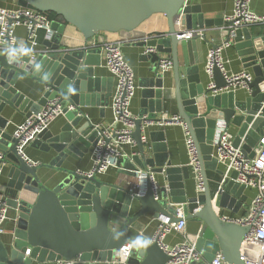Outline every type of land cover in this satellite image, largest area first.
<instances>
[{"label": "water", "instance_id": "1", "mask_svg": "<svg viewBox=\"0 0 264 264\" xmlns=\"http://www.w3.org/2000/svg\"><path fill=\"white\" fill-rule=\"evenodd\" d=\"M16 4L53 12L61 21L50 22L53 35L45 49H28L17 57L0 54V154L2 163L11 164L7 187L13 190L12 194L1 193L0 198L10 208L18 209L11 244H5L0 236V264H32L62 258H78L73 264H111L115 252L128 242H133V247L125 264H167L170 257L155 239L149 240L146 247L138 240L141 235L136 224L146 213L155 218L164 215L173 222L182 216L187 221L192 229L188 233L195 236V247L203 257L191 264H206L216 252L230 264H243L239 259V245L247 228L219 219L205 170L222 175L212 145L220 123L235 128L234 145L243 141L245 153L264 134L263 27L255 31L256 24L237 28L232 37L229 31L220 30L222 43L232 45L242 66L253 73L246 85L247 95L238 98L234 90L221 91L226 81L217 65L212 67V87L209 82L204 85L205 79L196 66L189 67L192 62L187 52L191 46L199 49L200 40L206 42V37L201 34L183 38L181 34L212 24L223 25V21L204 18L198 7L189 5L187 0H16ZM177 16H180L178 26L175 25ZM153 18H161L163 28L147 29L146 23ZM67 28L77 32L81 42L70 44L69 39L60 42ZM98 34L107 35V39L99 38L94 43L93 38ZM111 34L132 42L142 51L147 47L156 48L153 53L141 54V59L150 62L149 71L153 76L141 84L140 109L133 119L131 136L136 151L117 162L118 170L130 179L116 182L100 180L96 174L87 176L60 168L67 156L84 155L98 139L94 124L81 107L99 105L103 109L108 105L112 79H107V87L100 88L105 79L94 75V67L100 65L103 43L117 40ZM178 46L183 63L178 57ZM219 46L212 45L211 49ZM164 54L172 61V89L163 88L162 73L158 72V63ZM182 64L186 67L184 73ZM27 74L43 87L36 101L15 87L17 79ZM51 101L61 106L66 121L56 134L47 128L38 133L33 142L45 152L52 149L56 155L46 164H34L17 154V138L5 130L7 118L2 112L11 108L28 117ZM172 101L193 142L203 180V191L190 197L184 190L190 166L171 164L160 131H148L146 136L144 132L155 121L156 114ZM40 167L63 170L66 175L55 187L48 188L38 179L36 171ZM154 174L164 175V184L156 183ZM138 177L140 187L136 185ZM152 180L157 186V198ZM222 189L219 193L224 189L233 193L237 189L236 196L242 201L245 199L240 196L244 186L232 180L225 181ZM224 196L223 193L218 201L221 207L225 206ZM117 231L122 233L118 239L113 236ZM27 247L30 254L24 256Z\"/></svg>", "mask_w": 264, "mask_h": 264}, {"label": "built area", "instance_id": "2", "mask_svg": "<svg viewBox=\"0 0 264 264\" xmlns=\"http://www.w3.org/2000/svg\"><path fill=\"white\" fill-rule=\"evenodd\" d=\"M252 0H234L233 11L224 16V30L229 31L230 36L234 35L237 28L248 25L264 23V15L256 13L251 8ZM180 16L175 18V25L178 26ZM50 22L40 11L30 8L20 7L10 10L0 7V54L7 53L11 57H17L22 52L30 49L26 43L37 44L36 32L39 29L44 30V38L50 40L53 31L50 28ZM19 25L25 26L27 37L24 40L17 41L15 37V28ZM201 30H189L181 34L180 37L191 38L201 35ZM152 36H160L154 34ZM229 43L220 45L207 52L203 64L204 72L210 78L213 65H217L226 81V86L221 91L234 90L240 86H246L253 78L250 72L242 71L236 74H228L222 63V47ZM33 48V47H31ZM14 50V51H13ZM103 53V65L114 78V87L111 94L110 105L114 112L113 120L108 124H94L97 130L98 139L91 148L92 167L85 174L91 176L106 171L110 167H116L120 158L129 155L125 151L127 145L133 144L134 140L131 133L134 129L133 119L135 116L130 110L131 100L134 96L136 84L134 72L130 64L125 60L122 52L121 41L104 42L101 46ZM155 47H147L144 53H153ZM172 67V61L169 57L163 56L158 63V72L163 73ZM61 113V106L54 101L48 102L41 107L40 111L26 117L25 120L16 127L13 137L17 138L16 151L25 159L24 146L33 141L38 133L45 129L56 115ZM171 123H178L184 126L181 117L178 114L161 113L155 117V121L149 125L165 126ZM146 125V124H145ZM148 125V126H149ZM185 127V126H184ZM186 129V128H185ZM187 131V130H186ZM235 135L224 123H220L215 129L212 139L213 155L221 167L222 175L220 186L212 197L213 207L219 219L223 222L234 223L247 230L243 235L239 245V259L243 264H264V134L259 137L255 147L250 148L247 153L242 149L243 141L237 146L234 145ZM135 144V143H134ZM186 148L189 156L188 165L192 169L198 193L203 191V180L198 166L197 156L193 142L186 132ZM253 153V156H249ZM2 156L0 154V171ZM234 174V176H232ZM232 180L244 189L252 190L245 211L240 216L222 214L216 203L219 191L223 188L224 182ZM137 186L140 187V177L137 180ZM152 189L155 198H157V186L152 180ZM223 190V189H222ZM13 216L10 215V207L4 199L0 198V236L6 231V223L9 220L17 221L18 209H15ZM180 212L178 213V216ZM157 224L154 229L151 240H156L160 248L170 257L167 264H191L200 262L203 257L200 251L195 247V239L188 237L181 242L173 245L166 244L163 239L169 232L183 233L186 220L181 216L178 221H170V218L164 215L156 217ZM133 242L122 245L116 252L111 264H125L131 255ZM30 254V248L24 251V256ZM79 259H59L53 264H73ZM206 264H230L226 262L220 252H216L212 259Z\"/></svg>", "mask_w": 264, "mask_h": 264}, {"label": "crops", "instance_id": "3", "mask_svg": "<svg viewBox=\"0 0 264 264\" xmlns=\"http://www.w3.org/2000/svg\"><path fill=\"white\" fill-rule=\"evenodd\" d=\"M187 3L191 6L198 7L200 12L203 14L204 18H208L211 20L220 19L223 21V25H215L212 24L211 26H204L203 28H198L196 30H201L202 34L206 37V42L204 40L201 41V45L199 46V49L195 46H191L190 50L187 52V58L191 60L192 63H190L189 67L196 66L198 68V71L200 75H203V81L204 85H206L207 82L210 81L209 76L205 74L203 64L205 60V56L207 52L210 50L212 45H222L223 39L221 35V29L224 27V16L231 14L233 11V5L234 0H187ZM0 7H4L6 9L14 10L20 8L16 4V0H5L0 1ZM251 8L253 11L259 14L264 15V0H252L251 1ZM161 18L158 19H151L149 20L145 27L147 29L155 30V28H163L161 25ZM264 26L261 24H256V26L253 27L254 31ZM145 28V29H146ZM15 37L17 41H21L26 39L27 37V31L25 29V26L19 25L15 28ZM44 30L39 29L36 32L37 35V44L31 45L29 42L26 43V45L31 50H43L46 48L45 44L47 41L44 38ZM116 34H111V38H116ZM107 35L98 34L95 38H93V42H98L97 40L99 38H102V40H106ZM72 41H69V40ZM69 41L70 44H73L75 42H81V38L77 32H71L67 28V34H63L61 41ZM116 41L122 42V52L124 54L125 60L130 64V66L133 69L134 72V80L136 84V89L134 96L131 100L130 110L132 114L135 116L140 109V98H141V90L143 89L142 83L146 82V79L149 77H152V72L149 71L150 62L147 60L141 59L142 54V48L138 47L132 42H129L127 40H120L117 39ZM33 47V48H31ZM222 63L224 66L225 71L228 74H236L242 71L250 72L252 75V71L249 68H244L242 66V63L239 59V57L236 54V50L232 45H223L222 47ZM163 56H166L165 54ZM178 57L180 60V63H183V53L178 46ZM186 69L185 66L182 64V73H184V70ZM94 75L100 78H104L105 81L100 83V88H105L108 85L107 79H112V85H111V94L114 87V78L112 75L108 72L106 67L103 65V53L101 51V60L100 65L94 67ZM162 84L163 88L165 89H172L173 86V70L172 67L165 70L162 73ZM15 87L19 92L25 95V97L36 101L43 92V87L41 84H38V82H35L32 80L27 74L26 76H20L17 81L15 82ZM234 93L236 97L243 98L247 95L248 89L247 86H240L236 89H234ZM95 94H99V92H95ZM110 99L111 95L109 97L108 105L105 106L103 109L98 105H89L81 107L82 112L86 114L88 119L93 124H108L113 120L114 112L110 105ZM166 112L167 114H177L176 107L174 101H172L171 105H168V107L162 109V111L156 116H159L161 113ZM4 116L7 118V123L5 126V130L13 135L16 127L21 124L26 116L22 114L21 112H17L11 108H5L4 112H2ZM66 121L63 114L56 115L47 125V129L52 133L56 134L59 131V128L62 126V124ZM229 130L235 135V128L232 126L229 127ZM148 131H160L163 134V140L162 143L166 147L168 159L171 161V164L173 166H184L188 164L189 156L186 148V129L182 124L178 123H171L167 124L165 126H157L156 124L146 126L144 128L145 136L147 135ZM44 144V142H42ZM39 144L37 142L31 141L30 143L26 144L23 149V153L25 156V160L31 163H42L46 164L48 163L55 155L56 153L50 149L48 152H45L41 150ZM250 148L248 149V151ZM125 151L128 154H131L136 151L135 144H130L125 147ZM91 148L87 153H85L82 156L79 157H73V156H67L60 164V168L64 169V171H77L86 173L90 171L92 167V160H91ZM250 154V153H249ZM214 156V155H213ZM1 171H0V194H12L13 190L7 187L9 177L8 172L10 169L11 164L10 163H3L1 165ZM218 168L221 170V167L218 164ZM63 170L55 169V168H47V167H40L36 172L39 181L47 186L48 188L55 187L58 182L66 175ZM190 177L188 180L184 181V190L187 197L194 196L197 194L196 190V180L194 173L192 169L190 170ZM206 182L207 187L212 195L217 192L218 187L220 186L221 181V175H218L214 173L211 170L206 169ZM97 177L100 180L106 181V182H116L117 180H129L130 177L126 174L120 172L118 168L116 167H110L106 171L97 174ZM154 180L156 183L164 184V175L162 174H154ZM235 192L231 193L224 189L222 193L218 194L216 203L218 205V201L220 197L222 198V194L224 193V207L220 208V212L222 214H228L233 216H240L244 213L246 205L250 199V197L253 194L252 190L243 189L242 193H240V196H245V199L242 201L239 196H236L237 189L234 190ZM26 199L31 200L32 198L29 196H26ZM136 205V204H135ZM134 206V205H133ZM133 208H131L130 212H133ZM15 210L10 208V215H14ZM157 220L151 213L144 214L138 221L136 226L138 227V230L140 232V235L143 237L148 238L149 240L152 239L154 229L156 227ZM16 228V222L13 220H9L6 223V231L1 235L2 240L5 244L10 245L13 240V232ZM191 229L189 228V225L186 221L185 229L183 233H175V232H169L165 235L163 241L168 245H173L177 242H181L185 239V237H188L190 240H194L195 236L188 233V231ZM192 230V229H191ZM54 261H45V262H36L33 261L32 264H53Z\"/></svg>", "mask_w": 264, "mask_h": 264}, {"label": "trees", "instance_id": "4", "mask_svg": "<svg viewBox=\"0 0 264 264\" xmlns=\"http://www.w3.org/2000/svg\"><path fill=\"white\" fill-rule=\"evenodd\" d=\"M49 21H61V17L53 12H40Z\"/></svg>", "mask_w": 264, "mask_h": 264}, {"label": "clouds", "instance_id": "5", "mask_svg": "<svg viewBox=\"0 0 264 264\" xmlns=\"http://www.w3.org/2000/svg\"><path fill=\"white\" fill-rule=\"evenodd\" d=\"M13 51H14V50H13ZM121 234H122V233H120L119 231H117V232H115V233L113 234V236H114V238L118 239L119 236H120ZM138 240H139L140 243H141L143 246H145V247L148 245V243H150L149 239L146 238V237H143V236L138 237Z\"/></svg>", "mask_w": 264, "mask_h": 264}]
</instances>
